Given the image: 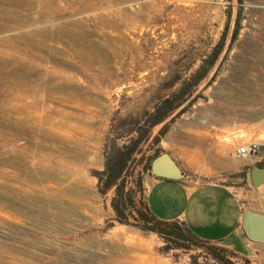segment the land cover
<instances>
[{
	"label": "rangeland",
	"instance_id": "rangeland-1",
	"mask_svg": "<svg viewBox=\"0 0 264 264\" xmlns=\"http://www.w3.org/2000/svg\"><path fill=\"white\" fill-rule=\"evenodd\" d=\"M20 1L22 5L0 0V22L11 26L6 29L11 35L18 36L19 30L26 32L27 39H14L11 49L0 44V51L4 56L22 59L25 65L34 64L29 81L36 79L41 86L31 121L16 124L0 118V172L10 174L14 178L11 185L23 190L15 200L0 197V264H127L126 257L129 259L140 244L144 245L141 254L156 264L153 258L160 256L154 247L159 241L150 231L119 224L107 231L105 228L111 224L113 213L109 200L98 190L94 171L104 168L113 119L151 110L161 97L179 86L177 83L167 88L171 76L185 78L193 72L224 31L230 37L236 18L242 16L238 39L228 53H223L214 80L203 84L202 97L194 104L198 110L212 103L225 105L235 110L237 121H249L251 117L254 123L259 118L258 133H237L240 141L236 143L253 138L264 142V0H162V6L144 13L148 17L157 12L159 18L131 25L126 31L127 42L105 40L100 31L116 30L102 26L101 20L119 19L121 8L132 11L149 0L121 4H115V0ZM8 8L13 10L9 12ZM14 18H22L23 23L16 26L8 22ZM228 20L230 28L226 30ZM75 23L83 24L90 33L76 38ZM64 26L67 32H59ZM34 30L38 31L36 36L28 37ZM0 33V38L6 34ZM64 83L67 90L53 89L65 87ZM62 97L72 101H61ZM58 110L74 115L71 121L76 130L57 123L54 117ZM194 110L192 105L181 116H191ZM42 114L53 117L55 123ZM61 138L65 140L61 142ZM16 173L20 175L14 177ZM42 208L48 214L42 213ZM115 232L122 235V242L110 241Z\"/></svg>",
	"mask_w": 264,
	"mask_h": 264
},
{
	"label": "crops",
	"instance_id": "crops-1",
	"mask_svg": "<svg viewBox=\"0 0 264 264\" xmlns=\"http://www.w3.org/2000/svg\"><path fill=\"white\" fill-rule=\"evenodd\" d=\"M193 107V114L178 118L162 139L163 149L187 176L147 175L151 207L161 217L185 220L207 239L222 240L238 253L240 263L249 258L244 264H264V242L251 240L242 226L248 209L264 212V183L256 186L249 180L256 165L264 166V142L259 155L246 157L238 156L236 143L240 141L237 133H258L259 118L254 123L251 117L237 121L235 110L225 105L212 103L202 110L196 104ZM158 254L160 257L153 258L156 264H188V257L175 262Z\"/></svg>",
	"mask_w": 264,
	"mask_h": 264
},
{
	"label": "trees",
	"instance_id": "trees-1",
	"mask_svg": "<svg viewBox=\"0 0 264 264\" xmlns=\"http://www.w3.org/2000/svg\"><path fill=\"white\" fill-rule=\"evenodd\" d=\"M241 27L242 16H238L230 37L224 31L193 72L185 78L180 74L172 75L167 88L177 83L179 86L161 97L151 110L131 112L113 119L105 146L104 168L94 171L98 190L109 200L113 213L106 231L116 224L150 231L159 241L155 250L175 262L188 255V264H242L238 253L222 240L199 235L185 220L168 219L157 214L151 207L146 187L153 159L164 152L162 139L171 124L194 105L198 97H202L200 89L203 84L208 85L214 80V70L223 53H228L238 39ZM229 28L230 20L226 30ZM158 126L161 127L154 134ZM249 262V258H244L243 264Z\"/></svg>",
	"mask_w": 264,
	"mask_h": 264
},
{
	"label": "bare ground",
	"instance_id": "bare-ground-1",
	"mask_svg": "<svg viewBox=\"0 0 264 264\" xmlns=\"http://www.w3.org/2000/svg\"><path fill=\"white\" fill-rule=\"evenodd\" d=\"M10 1V3L12 5H22L21 4V1L20 0H8ZM39 0H27L26 2L23 1L24 3L23 4H36ZM123 1H127V0H115V4H121V2ZM42 2V1H41ZM40 2V3H41ZM39 3V2H38ZM39 3V4H40ZM113 3V4H114ZM164 3V1L162 0H149L146 4H139L137 6L134 7V9L131 11V10H123L121 8V12H120V17L119 19H107V18H103L101 20V24L102 26H109L110 28L112 27V29L116 30V33L115 32H104V31H100L101 32V35L103 34L105 40L107 41H113V40H116V41H121V42H127V29L130 28L131 25L133 24H137V23H141V22H149L152 20L153 17H155L156 19L159 18L158 16V13L156 12L155 14H150L148 17L147 16H144V13H145V10L148 9L149 11H152L160 5L162 6L161 4ZM42 5V4H41ZM43 6V5H42ZM39 8V7H38ZM19 9V8H18ZM13 10L12 8H8L7 11H11ZM20 10V9H19ZM41 11V10H40ZM20 13V12H19ZM26 13V11H25ZM37 13V12H35ZM50 14L52 12H49ZM54 13V12H53ZM13 15L15 16L16 13ZM33 15H35L33 13ZM38 15V14H37ZM19 16V15H18ZM21 16V14H20ZM25 16V15H24ZM46 16V15H45ZM50 16V15H49ZM0 17L1 19L3 18V14L0 13ZM35 17V16H33ZM41 17V16H40ZM17 18V17H16ZM14 18L13 20H8V22H13L16 24V26L18 25V23H21L20 21H22L23 23V19L19 18V19H16ZM24 18V17H23ZM26 19V17L24 18V20ZM124 19V20H123ZM6 22H7V19L4 15V19ZM32 20V19H31ZM35 20V19H34ZM28 22V20H26ZM31 22V21H30ZM70 22V21H69ZM75 22V21H74ZM25 23V22H24ZM14 24V25H15ZM85 24V23H84ZM12 25V24H11ZM21 25V24H20ZM30 25V24H29ZM33 25V24H32ZM36 25V24H35ZM34 25V26H35ZM39 25V24H38ZM64 25V24H63ZM72 25H75L77 28H75V33H77V35L75 36L76 38H83L85 35L89 34L88 33V30L85 28H83V24H79V23H75V24H72ZM9 24H6V23H1L0 22V32H5L6 34L4 36H2L0 38V44L1 45H4V46H8L9 48L11 46L14 45V39L18 38V39H27V35H26V32L22 31V30H19L20 31V34L18 36H15V35H11L10 33L7 32L6 29L10 28L8 27ZM24 26V25H23ZM31 26V25H30ZM54 26V25H53ZM69 26V25H68ZM15 27V26H14ZM85 27V25H84ZM67 28V27H66ZM18 29V28H16ZM26 29V28H25ZM29 29V27H28ZM55 29V28H54ZM37 30V29H36ZM68 29H65V26L62 27L59 32H67ZM11 31V30H10ZM72 31V30H71ZM92 31V30H91ZM93 32V31H92ZM91 32V33H92ZM95 32V31H94ZM38 33V31H30V33H28V37H35L36 34ZM53 33V32H52ZM111 33H114V34H111ZM79 34V35H78ZM1 35V33H0ZM61 35V34H60ZM65 35V34H64ZM71 35V34H70ZM96 35V34H95ZM63 36V35H61ZM92 36V35H91ZM58 37V36H57ZM65 37V36H64ZM40 38V37H39ZM42 38V37H41ZM62 38V37H60ZM72 38V37H71ZM34 39V38H33ZM47 39V38H46ZM55 39V38H54ZM57 39V38H56ZM37 40V39H36ZM45 40V38H44ZM59 40V39H58ZM80 40V39H79ZM133 41V40H132ZM45 42V41H44ZM47 42V41H46ZM45 44H48L46 43ZM81 42V41H80ZM94 42V41H93ZM70 43V42H69ZM96 43V41L94 42ZM93 43V44H94ZM89 44V43H88ZM99 44V43H98ZM33 45V44H32ZM70 45V44H69ZM69 45L67 47H69ZM76 44H74L75 46ZM92 45V44H91ZM97 45V44H96ZM95 45V46H96ZM105 45V44H104ZM129 45V44H128ZM3 46V48H4ZM15 46V45H14ZM34 46V45H33ZM40 46V45H39ZM77 46V45H76ZM90 46V45H88ZM107 46V45H106ZM111 46V45H110ZM2 47V46H1ZM31 47V46H30ZM42 47V46H41ZM72 47V46H71ZM94 47V46H93ZM35 48V46H34ZM98 48V47H97ZM132 48V46H131ZM130 48V49H131ZM8 49V48H7ZM11 49V48H10ZM25 49V48H24ZM30 49H33V48H30ZM29 49V50H30ZM36 49V48H35ZM34 49V50H35ZM41 49V48H40ZM47 49V48H46ZM72 49V48H71ZM75 49V48H74ZM91 49V47H90ZM1 50V49H0ZM4 50V49H3ZM37 50V49H36ZM35 50L34 54H36V56L39 54L37 51ZM45 50V49H44ZM98 50V49H97ZM15 51H19V49L15 48ZM22 51V50H21ZM27 51V50H26ZM86 52V50H84ZM92 51V50H91ZM8 53V51H6ZM83 52V51H82ZM105 52V51H104ZM5 53V52H4ZM77 53V52H76ZM84 53V52H83ZM88 53V51L86 52ZM96 53V52H95ZM95 53H94V56H95ZM98 53V51H97ZM12 54V53H11ZM23 54V53H22ZM85 54V53H84ZM5 55V54H4ZM2 54V52L0 51V118L3 120V121H6V123H9V121H15L14 123L16 124H20L21 122H26V121H31V118L35 117L34 116V111H36V108L33 106L34 102L36 101V95L39 91H37L38 89L40 90V86L38 82H36L35 80L34 81H29V72H31L32 74V71L33 73L35 72V67L33 66L34 64H32L31 66L29 65H25L23 63V61H19L17 59V57H13L12 55L10 57L8 56H4ZM77 55V54H76ZM79 55V53H78ZM82 55V54H81ZM21 56V55H20ZM24 56V55H23ZM42 56V55H41ZM39 55V57H41ZM90 56V55H89ZM105 56V55H104ZM28 57V56H27ZM80 57V56H79ZM85 57V56H84ZM25 58V57H24ZM91 58V56H90ZM89 58V59H90ZM93 58V57H92ZM20 59V58H19ZM82 59V58H81ZM26 61V59H24ZM83 60V59H82ZM88 60V59H87ZM105 60V59H104ZM30 62V60H29ZM39 62V61H38ZM87 62V61H86ZM89 62V61H88ZM92 62V60L90 61ZM95 62V61H94ZM92 62V63H94ZM37 65H40V64H37ZM103 65V64H102ZM83 66V65H81ZM47 67V65H46ZM86 67V66H85ZM90 67H93V65L91 66L90 64ZM45 68V67H44ZM49 68V67H48ZM103 68V66H102ZM105 69L104 71H106V68H103ZM48 70V69H47ZM51 70V69H50ZM53 70V69H52ZM109 70V69H108ZM111 70V69H110ZM44 71V70H43ZM38 72V71H37ZM40 72V71H39ZM51 72V71H50ZM103 73V71H101ZM109 73V72H108ZM107 73V74H108ZM40 74V73H39ZM49 74H52V73H49ZM54 74V73H53ZM59 74V73H58ZM62 74V73H61ZM37 75V74H36ZM109 75V74H108ZM35 76V75H34ZM38 76V75H37ZM40 76V75H39ZM47 76V75H46ZM52 76V75H50ZM49 76V77H50ZM104 76V75H103ZM44 77V76H43ZM55 77V76H54ZM35 78V77H33ZM37 78V77H36ZM51 78V77H50ZM48 78V81H50ZM53 79V77L51 78ZM39 80V78H38ZM44 81H47L44 79ZM55 81V80H54ZM60 82V81H59ZM43 82H41L42 84ZM50 83V82H49ZM58 83V82H57ZM52 84V83H51ZM65 84V87L64 86H59V87H56L54 88L55 86H53V89H56L57 91H65L67 90L68 88H66V83ZM45 85H48V84H45ZM54 85V84H53ZM62 85V84H61ZM70 85V84H69ZM51 86V85H49ZM71 86V85H70ZM75 86V85H74ZM48 87V86H46ZM76 87V86H75ZM72 88V87H70ZM69 88V89H70ZM74 88V87H73ZM77 89V88H76ZM80 89V88H79ZM82 89V88H81ZM55 90V91H56ZM72 90V89H71ZM45 91V90H44ZM69 92V91H68ZM42 93V92H41ZM53 92L50 93V95H52ZM54 94V93H53ZM40 95V94H39ZM46 95V94H44ZM48 97V96H47ZM46 97V99H47ZM36 98V99H35ZM45 100V99H44ZM61 101H72V99H63L60 98ZM39 101V100H38ZM85 102V101H84ZM36 105V104H35ZM38 107V106H37ZM56 116L54 117V119H57L59 121H57V123H60V125L62 126H65L69 129H74V123L72 125V122L71 121L73 118H74V115L71 114V113H68V112H65V111H62V110H58L56 111ZM43 118L47 121H49V119H51L50 121H54L55 123V120H53V117L49 116V115H46V114H42ZM42 119V117H41ZM43 119V120H44ZM70 119V122L69 120ZM12 125V124H11ZM58 125V124H57ZM22 129V128H21ZM26 130V129H25ZM43 130V129H42ZM76 130V129H74ZM27 131V130H26ZM21 132V131H20ZM53 137V136H52ZM59 139V138H58ZM62 139V138H61ZM60 139V140H61ZM65 139H62L61 142H63ZM67 140V139H66ZM70 141V140H69ZM68 143V142H67ZM39 144V143H38ZM64 144H62L63 146ZM1 146V145H0ZM45 146V145H44ZM65 146V145H64ZM43 148V147H42ZM20 155V154H18ZM21 156V155H20ZM17 157V156H16ZM19 157V156H18ZM11 158V157H10ZM12 159V158H11ZM19 159V158H18ZM9 160V158H8ZM21 160V159H20ZM6 161V160H5ZM25 161V160H24ZM23 161V163H24ZM12 163V162H11ZM16 163H17V159H16ZM26 165V164H25ZM38 166V165H37ZM22 167V166H21ZM40 167V166H39ZM45 168V167H44ZM43 169V168H41ZM21 172V171H20ZM19 172V173H20ZM51 172V171H50ZM10 173V172H9ZM15 173V171H14ZM19 173H16L14 177L16 176H19L20 174ZM12 174V173H11ZM44 174H47L46 172ZM60 174H61V171H60ZM63 174V173H62ZM14 175V174H13ZM12 175V176H13ZM23 176V175H21ZM62 176V175H61ZM0 178L3 179L2 183H0V197H7L9 199H13L15 200L16 198H19L20 196L23 195V190L22 189H19V187H16L14 188L11 183H10V180L12 178V180L14 179L13 177H11L10 174H6L4 172H0ZM18 179V178H17ZM11 180V181H12ZM19 180V179H18ZM23 181V179H20ZM19 180V182H20ZM21 184V183H20ZM23 187V185H21ZM21 187V188H22ZM11 192V193H10ZM2 209H4L3 207H1ZM44 208V207H43ZM42 208V213H47V211L45 209ZM2 211V210H1ZM72 212V211H71ZM48 214V213H47ZM51 214V213H49ZM52 215V214H51ZM125 232V231H124ZM123 232V233H124ZM121 233V232H120ZM126 233V232H125ZM122 235L118 232H115L113 234V236L111 237V240L110 241H116V242H122L121 239H122ZM132 241V240H131ZM128 243V242H127ZM126 243V244H127ZM130 243V242H129ZM130 247V246H129ZM137 247V246H136ZM142 247V248H141ZM133 248V247H132ZM131 248V249H132ZM144 248V245L143 244H140L139 247H137L136 251L134 252V254L130 255L129 256V259L126 257V263L127 264H152L150 263V259L147 258L146 256H144V254H141V252L143 250H140V249H143ZM129 249V250H131ZM134 249V248H133ZM128 250V251H129ZM127 251V252H128ZM132 251V250H131ZM1 260V259H0ZM20 260V259H19ZM125 261V260H124ZM123 261V262H124ZM122 262V261H121ZM115 263V262H114ZM125 263V262H124ZM117 264V262H116Z\"/></svg>",
	"mask_w": 264,
	"mask_h": 264
},
{
	"label": "water",
	"instance_id": "water-1",
	"mask_svg": "<svg viewBox=\"0 0 264 264\" xmlns=\"http://www.w3.org/2000/svg\"><path fill=\"white\" fill-rule=\"evenodd\" d=\"M151 172L156 176L171 179H182L187 176L180 163L166 150L153 159ZM249 180L256 186L263 184L264 166L256 165ZM242 226L251 240L264 242V212L248 209L244 214Z\"/></svg>",
	"mask_w": 264,
	"mask_h": 264
},
{
	"label": "built area",
	"instance_id": "built-area-1",
	"mask_svg": "<svg viewBox=\"0 0 264 264\" xmlns=\"http://www.w3.org/2000/svg\"><path fill=\"white\" fill-rule=\"evenodd\" d=\"M261 147V141H245L238 145L237 154L239 157H246L250 154L259 155Z\"/></svg>",
	"mask_w": 264,
	"mask_h": 264
}]
</instances>
